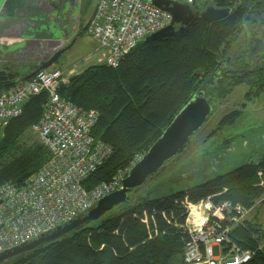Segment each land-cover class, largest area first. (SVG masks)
I'll use <instances>...</instances> for the list:
<instances>
[{"label":"trees","instance_id":"trees-1","mask_svg":"<svg viewBox=\"0 0 264 264\" xmlns=\"http://www.w3.org/2000/svg\"><path fill=\"white\" fill-rule=\"evenodd\" d=\"M243 1H248L247 7ZM211 2L214 7H229V13L210 23L197 18L178 36L142 39L117 67L94 64L61 82L58 89L61 97L83 109L98 111L92 135L112 146L111 155L84 180L87 188L107 181L137 152L144 153L179 108L206 83L213 86L221 82L220 96L229 94L239 84L253 89L247 90V95L258 96L264 91V78L261 79L264 65L260 63L264 61V37L248 47L246 39L241 42L244 31L237 29L238 18L253 24L259 22L257 27L264 26V20H259L263 0ZM216 69L221 72L216 73ZM215 74L216 81L212 77ZM16 75L1 71L0 89L30 77L23 75L15 80ZM208 76L211 78L205 80ZM45 101V92L30 97L22 113L1 127L0 185L21 186L49 158V151L37 138L32 144L19 143L20 137L39 119ZM237 117L235 110L226 113L219 121L220 129L233 126ZM235 139H225L224 147ZM260 157L258 164L245 163L213 174L197 190L187 191V197L194 202L223 189L218 197L211 198L213 202L229 200L252 207L263 192L256 186L258 172L264 175V154ZM180 193L173 198L182 197ZM173 198L148 197L127 204L126 208L110 209L87 222H95L93 226H85L86 223L0 264H180L187 236L179 225L184 223L185 215L176 202L180 200ZM170 208L175 209L174 213L169 212ZM143 211L147 214L146 222ZM152 214L154 222L150 219ZM251 224L245 218L230 237L242 248L254 249V255L241 264H264V235L257 236H263L258 248L260 241L248 228Z\"/></svg>","mask_w":264,"mask_h":264},{"label":"built area","instance_id":"built-area-1","mask_svg":"<svg viewBox=\"0 0 264 264\" xmlns=\"http://www.w3.org/2000/svg\"><path fill=\"white\" fill-rule=\"evenodd\" d=\"M176 1L191 5L195 0ZM170 20L171 14L153 5L152 0H97L85 32L105 50L103 63L117 67L140 40ZM61 81L63 71L48 67L0 89V126L19 116L30 97L45 92L42 113L30 129L50 153L21 186L0 185V251L30 241L92 208L100 198L121 187L132 165L143 155H136L107 181L87 188L84 180L111 155L112 146L92 135L97 111L83 109L59 95ZM186 199L178 202L187 207ZM204 200L193 204L199 207L198 213L187 234L180 264L248 261L253 252L233 241L230 234L250 209L229 200L213 202L210 196ZM161 215L164 217V212ZM143 217L146 222L145 211ZM186 221L179 225L184 231Z\"/></svg>","mask_w":264,"mask_h":264},{"label":"rangeland","instance_id":"rangeland-1","mask_svg":"<svg viewBox=\"0 0 264 264\" xmlns=\"http://www.w3.org/2000/svg\"><path fill=\"white\" fill-rule=\"evenodd\" d=\"M2 1L3 0H0V3H2ZM75 1L74 10L76 6L82 4L81 7H86L87 11L94 7L97 2V0ZM195 1L192 6L199 10L203 9L205 5H213L211 0ZM65 6L66 8L69 7L67 3H65ZM62 15L63 14H60V17ZM259 18L264 20V16H260ZM258 23L259 22L253 24L250 21L244 22L242 18H238L237 29L244 31L242 37L243 41L241 42L244 43V39H246L245 44L248 47H251L253 42L264 37V28L257 27ZM237 36L238 35H236V37ZM228 49L229 48H226V52ZM251 60L253 61V59ZM76 62L77 57L74 52H62L54 65L59 68H65L68 67V64H74V67L81 69L83 66L90 65L93 62V59H88L80 64ZM260 63L262 66L264 65V61H260ZM50 67H53V65ZM212 77L215 81L218 78L217 74L212 75ZM208 78L210 79L211 77L208 76L205 80ZM263 78L264 70L261 74V79ZM67 80L68 78L61 82H66ZM220 84L221 82H216L211 86L210 83H206L203 86L202 89L206 92V97L211 102L212 110L202 126L192 134L185 146L181 148L174 157L167 160L158 171L150 174L139 186L128 190V198L133 199L138 197L140 198L138 201L148 197H150L151 200H163V198L172 199L173 196H175L174 194L177 195V193L182 192L180 193L183 195L182 197H175L173 200H184L186 197V200L189 203L186 207L176 201L184 210L185 218H187L185 223L187 227H185L184 231L186 236L192 229L195 215L198 213L199 207H194L193 204L201 199L204 200V198H201L198 199V201L193 202L187 197L188 195L186 192L197 190V186H200L203 182L207 181L213 174L223 173L245 163L258 164L261 159L260 156L264 154V91L258 96L253 94L247 95L246 91L253 89H250L245 84H239L233 87L229 94L220 96L218 92ZM93 110L97 111L96 109ZM232 110H235L238 114L234 125L225 129H220V119ZM8 123L9 122L5 125ZM3 126H0V131ZM234 137H236V139L228 147H224L223 141L227 138L233 139ZM35 142H37V139L32 130H27L19 139V143L25 145ZM138 154H140V152H137L133 158ZM257 178L258 182L256 183V186H260L263 192L259 194L260 196L255 198V200H257L254 205L248 207L250 210L246 218L254 224H251L248 228H250L249 231L251 235L255 236V238L260 241L258 244V248H260L263 236H257L264 235L263 172L259 171ZM222 192H224L223 189L218 192L210 193L208 196H210V198L218 197ZM126 205L127 204L115 205L111 209L117 210L119 208H126ZM173 209L174 208H170L169 212L174 213L175 209ZM94 224L96 223L90 222L85 226H93ZM252 252L254 255V249Z\"/></svg>","mask_w":264,"mask_h":264},{"label":"water","instance_id":"water-1","mask_svg":"<svg viewBox=\"0 0 264 264\" xmlns=\"http://www.w3.org/2000/svg\"><path fill=\"white\" fill-rule=\"evenodd\" d=\"M9 1L11 0H3L1 5L6 6ZM13 1H16L22 9L30 8L31 5V0ZM48 1L51 2L52 0H46L45 3H48ZM59 1L58 6L55 8L57 14L54 20L59 19L60 14H63L62 16L71 14L72 9L70 7L75 6V3H72L74 0ZM65 3L69 5L68 8H66ZM242 3H244L245 7L248 6L245 1ZM152 4L169 12L171 14V20L165 27L144 37L143 41L178 36L184 33L197 18H201L207 23H210L223 18L230 11L229 7L218 8L213 5H206L201 10H195L191 5L176 0H152ZM35 12L33 14H27L29 17H36L30 23V26L35 28L32 33V39L36 41L39 50H46V48L53 45L56 46L57 43L55 41H57V38L55 37L53 29H50L49 26L38 29L41 24V19L40 14L37 15ZM67 47L58 49L56 46L51 52L39 56L38 61L40 63L34 66V69L28 74V77L36 70L45 69L54 65L60 54ZM211 110L212 105L206 97L205 91L199 88L179 108L170 122L162 130L161 134L132 165L129 173L122 180L120 188L100 198L92 208L79 214L74 219L59 224L49 232L43 233L30 241L0 251V263L21 253L32 251L45 242L68 234L87 222L98 219L115 205L133 204L138 201L140 199L138 197L133 199L128 198V190L139 186L150 174L158 171L167 160L174 157L185 146L192 134L202 126Z\"/></svg>","mask_w":264,"mask_h":264},{"label":"crops","instance_id":"crops-1","mask_svg":"<svg viewBox=\"0 0 264 264\" xmlns=\"http://www.w3.org/2000/svg\"><path fill=\"white\" fill-rule=\"evenodd\" d=\"M46 0H44L45 2ZM0 3V71H10L16 73L15 80H19L21 76L28 75L34 66L39 64V56L47 54L56 46L58 49L67 47L63 52H74L77 57L78 64L85 62L88 59H93L90 65L83 66L81 69L74 67V64L65 68H59L56 65L53 67L59 68L63 71L64 81L69 76L81 72L87 67L103 63L105 57V50L100 48L97 43L85 32V27L89 21L95 6L89 11L82 8L79 4L72 9V15L65 14L59 19H55L56 10L53 8L52 1L46 5L41 11H36L40 14L41 24L38 29L44 26H49L53 29L57 41L56 46L46 48V51L39 50L35 40L32 39V33L35 29L30 26V23L36 17H29L16 1H9L6 6ZM2 6V7H1ZM262 16H264V0L262 4ZM56 13V14H55ZM68 15V16H66ZM60 16V15H59ZM261 20V18L259 19ZM263 21V20H262ZM264 28V26H263ZM59 31V33H58ZM237 86V85H236ZM182 228V226H179Z\"/></svg>","mask_w":264,"mask_h":264},{"label":"flooded vegetation","instance_id":"flooded-vegetation-1","mask_svg":"<svg viewBox=\"0 0 264 264\" xmlns=\"http://www.w3.org/2000/svg\"><path fill=\"white\" fill-rule=\"evenodd\" d=\"M53 1H54V5H52L53 6V8H54V10H55V8H56V6H58V3L60 2L59 0H52V4H53ZM76 1L74 0L72 3H75ZM48 3H45L44 2V0H31V5H30V8H24V9H22L23 11H24V13H26V11H28V13H26V14H33L35 11H41V10H43L44 8L46 9V5H47ZM192 6V5H191ZM193 7V6H192ZM194 8V7H193ZM195 10H199V9H197V8H194ZM43 51V50H42ZM44 51H46V50H44ZM49 52H51V51H49ZM49 52H46V53H49ZM223 66H221V68H222ZM216 73H220L221 72V69H216Z\"/></svg>","mask_w":264,"mask_h":264}]
</instances>
